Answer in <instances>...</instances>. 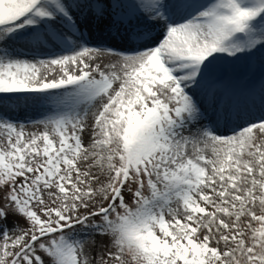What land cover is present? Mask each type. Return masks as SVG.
Listing matches in <instances>:
<instances>
[{
    "label": "snow or ice",
    "instance_id": "obj_1",
    "mask_svg": "<svg viewBox=\"0 0 264 264\" xmlns=\"http://www.w3.org/2000/svg\"><path fill=\"white\" fill-rule=\"evenodd\" d=\"M0 264H264V0H0Z\"/></svg>",
    "mask_w": 264,
    "mask_h": 264
},
{
    "label": "rangeland",
    "instance_id": "obj_2",
    "mask_svg": "<svg viewBox=\"0 0 264 264\" xmlns=\"http://www.w3.org/2000/svg\"><path fill=\"white\" fill-rule=\"evenodd\" d=\"M258 78V74H257ZM39 109H29L27 112V115L31 116L33 119H38L39 118ZM24 115V113H22ZM33 130L31 127H29V131Z\"/></svg>",
    "mask_w": 264,
    "mask_h": 264
}]
</instances>
